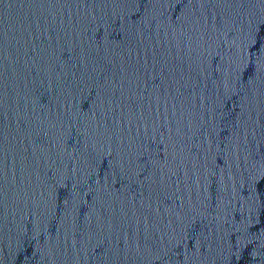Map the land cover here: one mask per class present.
Wrapping results in <instances>:
<instances>
[{
    "label": "water",
    "instance_id": "1",
    "mask_svg": "<svg viewBox=\"0 0 264 264\" xmlns=\"http://www.w3.org/2000/svg\"><path fill=\"white\" fill-rule=\"evenodd\" d=\"M0 264H264V0H0Z\"/></svg>",
    "mask_w": 264,
    "mask_h": 264
}]
</instances>
